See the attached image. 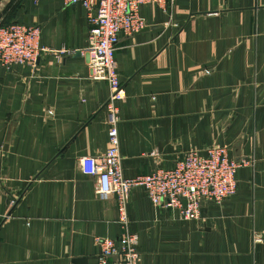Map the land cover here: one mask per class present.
I'll return each instance as SVG.
<instances>
[{"label": "crops", "instance_id": "crops-1", "mask_svg": "<svg viewBox=\"0 0 264 264\" xmlns=\"http://www.w3.org/2000/svg\"><path fill=\"white\" fill-rule=\"evenodd\" d=\"M143 25L119 33L113 57L121 171L167 167L188 149L225 144L248 163L234 192L201 207V221L126 200L136 264H264V0H171L139 6ZM39 26L33 65H0V264L96 260V237L116 239L113 194H96L82 155L107 146L104 80L82 51L86 11L63 0H0V24ZM103 264H119L109 256Z\"/></svg>", "mask_w": 264, "mask_h": 264}, {"label": "built area", "instance_id": "built-area-1", "mask_svg": "<svg viewBox=\"0 0 264 264\" xmlns=\"http://www.w3.org/2000/svg\"><path fill=\"white\" fill-rule=\"evenodd\" d=\"M80 3L86 11V45L83 52L89 76L104 80L108 96L103 104L107 124V146L98 155H82L79 169L94 176L95 192L101 197L113 194L117 208L119 234L116 239L96 237V260L103 264L109 256H117L119 264H136L137 237L129 231L126 200L131 187L141 186L153 205L175 209L181 219L201 221V207L219 203L235 190L236 168L247 159L232 157L225 144H211L203 149H188L174 157L167 167H155L145 173L124 176L117 138V102L123 97L113 53L120 32L130 34L143 25L139 6L150 2L160 8L171 0H63ZM39 26L10 21L0 24V65H33L42 52L55 55L64 49H50L39 43ZM184 200V202H182Z\"/></svg>", "mask_w": 264, "mask_h": 264}, {"label": "water", "instance_id": "water-1", "mask_svg": "<svg viewBox=\"0 0 264 264\" xmlns=\"http://www.w3.org/2000/svg\"><path fill=\"white\" fill-rule=\"evenodd\" d=\"M182 202H184V200H182ZM71 261H72L74 264H85V262H86V257H85V256L73 257V258H71Z\"/></svg>", "mask_w": 264, "mask_h": 264}, {"label": "trees", "instance_id": "trees-1", "mask_svg": "<svg viewBox=\"0 0 264 264\" xmlns=\"http://www.w3.org/2000/svg\"><path fill=\"white\" fill-rule=\"evenodd\" d=\"M7 22H10V21H7ZM7 22H5V23H7ZM3 23H4V22H3ZM3 23H2V24H3Z\"/></svg>", "mask_w": 264, "mask_h": 264}]
</instances>
